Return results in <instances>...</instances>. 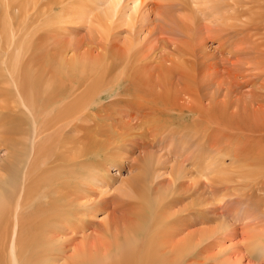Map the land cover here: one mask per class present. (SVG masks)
Returning a JSON list of instances; mask_svg holds the SVG:
<instances>
[{"label":"bare ground","instance_id":"1","mask_svg":"<svg viewBox=\"0 0 264 264\" xmlns=\"http://www.w3.org/2000/svg\"><path fill=\"white\" fill-rule=\"evenodd\" d=\"M190 1L87 5L90 14L107 4L92 16L96 23L89 20L100 32L92 45L96 53L68 58L64 47L50 41L52 0H0V146L10 153L0 175L6 263L264 264V208L262 215L247 212L243 218H221L210 208L209 216L201 194L183 182L187 167L170 164L163 182L156 181L161 156L139 143L143 136L173 133L174 122L193 118L185 128L191 125L194 132L182 138H206L208 147L216 126L246 134L239 138L246 146L237 144L232 159L238 168L246 165L248 174L264 170V119L252 115L264 112V0ZM172 7L191 11L177 20L170 17ZM78 10L76 15L88 14ZM150 14L155 27L160 22L164 33L177 30L185 38L140 37L139 24ZM125 23L128 37L111 47L110 31L103 33L109 24L118 30ZM208 40L216 47L207 50ZM166 46L169 51L162 52ZM96 64L111 65L115 78H83ZM121 84L114 104L120 107L105 110L102 93ZM249 116L254 119L244 134L239 124ZM86 120L91 124L83 125ZM113 166L135 170L100 202L98 193H109L102 189L110 184ZM99 210L110 221L88 233L87 219Z\"/></svg>","mask_w":264,"mask_h":264},{"label":"rangeland","instance_id":"2","mask_svg":"<svg viewBox=\"0 0 264 264\" xmlns=\"http://www.w3.org/2000/svg\"><path fill=\"white\" fill-rule=\"evenodd\" d=\"M44 1H46V0H42V2H44ZM96 1H98V0H74V1L73 0H61V1L60 0L59 1L58 0H52L53 6L51 7V10H52L51 11V14H52V26H51L52 33L51 34H53V35H51L52 39L50 38V41L52 42V44L54 45L55 48L58 46V48H56V49L62 50L61 48L64 47V49L67 51V57L68 58H71V54L76 53V52L78 53V55L83 53V52L89 53V52L93 51L92 52L93 54L96 53V52H94L95 51L94 48L96 47V44L98 41L97 37H99L100 32L94 31L95 30L94 27L92 28V26H94V24H91V23H93V22L96 23V21L98 19H94L93 17H97L100 14H102L103 10L107 6V4H105V5H102L101 8L98 7V8H95L93 10H90L91 12L89 14V11H87V8L89 9L91 6H93V4ZM191 1H193V0H191ZM191 1H190V5L192 6L193 3H191ZM61 4L63 6H61ZM87 5H91V6L86 8ZM84 6H85V8H84ZM170 9L171 8H168V11H167V12H169V11L173 10L172 12L169 13L170 17H175V18H177V20H180L181 18H183L181 16V13H183V12L190 13V11H191V9L189 7L185 11L178 9L177 7H172V9L171 10ZM76 10H78V12H80V14L82 11H83V13L85 12L88 14H81L82 16L76 15V13H75ZM124 10L128 14L130 13L129 9L125 8V9H123V11ZM178 10H180L181 12L180 11L178 12ZM71 12H73V13H71ZM171 13H172V15H171ZM54 15H56V16H54ZM83 15H86V16L83 17ZM81 17H82V19H81ZM152 17H154V14L148 15L147 18L144 20L145 22L142 21L139 24V25L144 26L143 32L140 34V37L145 36L148 33L146 38H148L149 40H153V38L157 37V35L159 37H161L160 39H168V40H170L171 38L176 39V36H178V39L185 38V37H183L182 33H180L177 30L174 31L175 32L174 34L164 33L166 30L163 31L165 28L162 29V24H160V22H159L157 27H155L154 23L150 22ZM197 17H199V15ZM76 19H78V20H76ZM89 20H91L93 22H90ZM63 21H65V22H63ZM57 24H58V26H57ZM136 25H137V23H136ZM60 27L64 28L65 31H64V29H61ZM108 27L109 28H107L103 34H106V32L110 31V33H111L110 37L113 38V39H111L109 37L110 38L109 40L113 41V42H110L111 47H114V44H115L114 41L120 43L119 45H121L122 42L126 40L125 38H127L129 35L126 32L127 30H125L128 27L126 25V23L123 26H121L122 28H119L118 30L113 29L112 24H109ZM89 29L91 31L93 29L94 30L91 32ZM161 33H163L164 36L160 35ZM167 35H169V36H167ZM93 36H94V38H93ZM95 38H97L96 39L97 41L94 40ZM92 40H94V41H92ZM89 42H90V44H89ZM153 44H154L153 46H155L157 43L154 42ZM168 44L171 45V42H169ZM71 45H73V48H74V45H76V47L73 49L70 47ZM92 45L94 46V48ZM208 45H209V47L207 48V50L216 47L217 43L215 41L208 40ZM83 46H85V47H83ZM67 47H70L71 49L70 48L68 49ZM166 49H167V51H169L170 47L166 46V48H164L161 51L165 52ZM240 65H242V63H240ZM244 66H246V65H243V67ZM89 68H86L85 72H87V73L83 74V78H90L91 76L92 77L98 76V78L104 77L106 79H113V78H115V76L117 74V70L115 68H112L111 65H107V67H104V69L101 68V65L97 66V64H96V66H93L92 68H90V70H88ZM93 69H95L94 70L95 73L92 71ZM88 71H92L91 72L92 74H90ZM248 71H246V72H248ZM249 72H251V71H249ZM113 73H115V74H113ZM100 74H101V76H99ZM105 75H107V76H105ZM113 75H114V77H113ZM261 80H262V78H260V80L258 79L257 81H259V82L258 83L256 82L255 86H257V85L259 86L260 82H262ZM124 86H125V84H121L119 87L115 86L114 89H112L113 92L111 89H107V91L105 90L103 92V93H105L104 95L102 93L100 103H101V106L105 107V110L111 111L117 107L116 105H114L115 101L120 99V96H117V93L123 92ZM118 89L119 90L121 89V90L119 91ZM243 91H248V90H247V88H245V89H243ZM120 104H122V103H120ZM118 107H120V106H118ZM263 114H264V112H260L259 115L256 113L252 114V115L257 116L259 118L258 120H262V119H264ZM167 116H169V115H167ZM249 117H250V119L246 120L245 122L241 121L239 124V129L243 130L244 134H245V131H248L246 129H251L247 125H250V121L252 124V121H253L252 119H254L251 116H249ZM169 118L174 119V121L176 119V118H172L171 116ZM192 119L193 118H189V119L184 120L183 122L178 123V124H177V122H174L176 125H174L175 126L174 128L172 126V130H176V131H172L173 133L169 132L167 134L165 132L162 136L158 133H155L156 137H154V138L152 137V139H151V138H148V137L146 138L145 136H143L142 141L141 140L139 141V143H141V142L144 143V147H145L144 150H148V151L150 150V152L153 153L155 156H161L159 159V162L157 163V166H159L161 168V170L159 171L158 174H161L162 176L158 177V178L156 177V181L163 182L164 178L167 176V174L171 170L170 164H172L174 166L175 163H183V165L185 167H187L186 168L187 171H185V178L183 179V182H185L186 184L188 182H190L192 185L191 190H195L201 194V199H202L201 201L203 204H205V210L209 216H211L210 208H211V210L215 209L216 213H220L221 218H224V217H236V218L242 217L243 218L247 212H256L257 214L259 213L260 215H262L263 214V208H264L263 207L264 200L259 196V194L264 195V170L261 173H258L255 175L248 174L247 173L248 170L246 171V165L241 167V168H238L237 166H240V165H237V162L233 161V159H232V157H234L233 156V154H234L233 150L235 149V147L240 146L241 144H243V146H246V144H244L241 140H239V138H242V137H240L241 133H239V132H236L237 134L228 133L227 131L222 130L220 126H216V129H219V130L218 131L214 130V132L211 133V143H210V146L207 147V142L205 143V141H207L206 138H204L200 142H198L196 139H188L186 137H185V139L182 138L183 134L186 131L187 132L189 131V135L192 132H194L193 126H191V125L189 126V128H191L190 130H189V128H185L187 124H189V123L191 124ZM82 124L83 125H89V124H91V122L86 120V121H83ZM182 127H184V129ZM182 129H183V131L180 132V130H182ZM233 129H237V128H233ZM247 133H249V132H247ZM169 134L170 135L173 134L174 137L173 138H172V136L169 137ZM233 135L234 136L236 135V136L234 137ZM230 136L233 137L234 139H232ZM241 136H244V135L241 134ZM157 137H159V138H157ZM244 137H246V134ZM244 137H243V139H244ZM180 140H183L182 144L178 143ZM234 140L236 142H233ZM146 142H147V144H146ZM148 143L152 147L151 146L149 147ZM237 144H240V145H237ZM206 147H207V152H206ZM139 152H141V151H139ZM8 154L10 155V153H9V151H7L5 145H1L0 146V175L3 174V172H4L3 169L5 166V163H6L7 159L10 157ZM200 155H201V157H200ZM5 159H6V161H5ZM166 159H169V162H165L164 160H166ZM131 164H133V163H131ZM205 168H207V169L203 170ZM109 169H110L109 175L112 177L109 180L110 184L108 187L104 186L105 188L102 189V190L109 191V193L107 195H101V196L98 193V195H99L98 200L100 202H103L104 201L103 199L106 198L107 196L113 195L114 191L117 188H119L120 184L122 183V180L126 179L131 174L130 171L132 172L133 170H135V167H132V168L126 167V168L120 169V168L113 166ZM189 179H190V181H189ZM96 192H98V191H96ZM88 211L93 213L95 211V208L93 206H89ZM109 221H110V216L108 213H106L104 210L96 211L90 218L87 219L86 225H87V228L89 229L87 232L88 233L93 232L96 234V230H98V231L103 230L104 226L106 224H108ZM7 239H8V235H7V237L6 236L4 237V235H3L2 238L0 236V261H1V264H8V263H6L8 260V249H9L8 248L9 244H7L8 243ZM2 244H3V246H2ZM67 245H68V243H65V246H67ZM71 253H72L71 249H69L66 252L67 255H69ZM55 258H56V255H55Z\"/></svg>","mask_w":264,"mask_h":264}]
</instances>
